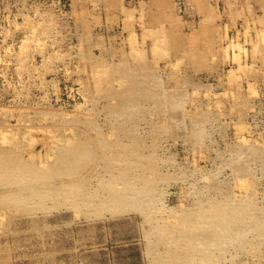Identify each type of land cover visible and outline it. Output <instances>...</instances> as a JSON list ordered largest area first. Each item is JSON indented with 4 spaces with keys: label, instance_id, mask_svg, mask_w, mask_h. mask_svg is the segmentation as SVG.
<instances>
[{
    "label": "rangeland",
    "instance_id": "obj_1",
    "mask_svg": "<svg viewBox=\"0 0 264 264\" xmlns=\"http://www.w3.org/2000/svg\"><path fill=\"white\" fill-rule=\"evenodd\" d=\"M246 3H251V10ZM121 6L125 11L134 9L132 16L128 17L130 11L126 13ZM211 8L217 14L211 15ZM262 15L264 0H0V133L12 130L23 137L32 124L36 138L31 143L18 140L19 145L16 141L9 144L0 141V190L5 192H0V213H6L0 214L3 215L0 217V264H192L195 261L196 264H264V41L258 44L264 35ZM252 19H256L255 30ZM33 22L38 25L34 26L37 29ZM160 26L164 33H159ZM27 29H34L38 34ZM30 32L35 34V41L30 40L32 43ZM163 34L167 37L165 44L160 39L156 43L154 39ZM37 37L48 46L43 43L45 47L41 49L43 45H39L37 41L41 40ZM238 42L241 47L231 46ZM135 43L144 55L137 54ZM25 47L26 51H20ZM131 50H136L135 56ZM238 52L242 55L240 62ZM123 53L126 56L122 58ZM106 67L110 69L106 71ZM99 70H105L103 76ZM93 73L98 75L97 85ZM102 88H106L105 92ZM98 91L103 92L99 95ZM81 103L80 107L84 108L78 109ZM136 110H140L139 115ZM16 123L23 125L16 126ZM28 123L30 128L26 126ZM41 124H46L47 129ZM63 124L67 126L62 127ZM47 140L51 141L49 154L43 145ZM86 147L88 154L83 153ZM40 148L46 151L44 157H34ZM74 155H78L76 160L72 158ZM74 161L79 163L75 162L77 168ZM18 168L24 171L19 172L23 177L18 174ZM84 168L89 172L85 174ZM59 173L62 177L57 176ZM117 174L122 175L119 178ZM5 176H10V181ZM241 178L244 189L238 188ZM62 179L75 187L63 186ZM26 181L35 187H26L30 183ZM124 186L138 192V201L126 198L120 205L107 207L93 203L88 206L84 201L98 193L104 196L112 187L117 192L120 188L124 191ZM144 189L149 192H143ZM23 193H30L35 199L28 204L20 197ZM9 201L6 206L5 202ZM222 209L228 211L225 213ZM187 224L193 229L187 228Z\"/></svg>",
    "mask_w": 264,
    "mask_h": 264
},
{
    "label": "bare ground",
    "instance_id": "obj_2",
    "mask_svg": "<svg viewBox=\"0 0 264 264\" xmlns=\"http://www.w3.org/2000/svg\"><path fill=\"white\" fill-rule=\"evenodd\" d=\"M82 1H83V0H82ZM95 1H96V0H95ZM100 1H101V0H100ZM249 1H250V0H249ZM251 1H254V0H251ZM257 1H258V0H257ZM116 2H117V1H116ZM120 2L122 3V1H120ZM209 2H210V1H209ZM247 2H248V1H247ZM90 3H91V1H90ZM96 3H97V2H96ZM96 3H95V4H96ZM118 3H119V2H118ZM176 3H177V2H176ZM110 4H112V3H110ZM113 4H114V3H113ZM113 4H112V5H113ZM178 4H179V3H178ZM201 4H202V2H201ZM246 4H247V3H246ZM249 4L251 5V3H249ZM119 5H120V3H119ZM141 5H142V4H141ZM188 5H189V4H188ZM196 5H198V3H197ZM210 5H211V4H210ZM250 5L247 4V6H250ZM256 5H257V4H256ZM93 6H94V4H93ZM142 6H143V7L145 6L144 3H143ZM211 6H212V5H211ZM111 7H113V6H111ZM193 7H194V6H193ZM197 7H199V6H197ZM121 8H122V6H121ZM134 8H135V7H134ZM180 8H181V7H180ZM209 8H210V7H209ZM242 8H243V6H242ZM247 8H249V9L251 8V9H252L251 6H250V7H247ZM259 8H260V7H259ZM122 9H124V8H122ZM126 9H127V8H126ZM197 9H198V8H197ZM207 9H208V8H207ZM243 9H244V8H243ZM243 9H242V10H243ZM249 9H248L247 12H249ZM251 9H250V10H251ZM128 10H129V9H128ZM128 10L125 11V9H124V11H125L126 13H128V12L130 11V10H129V11H128ZM135 10H136V8H135ZM200 10H201V9H200ZM211 10H212V8H211ZM262 10H263V9H262ZM131 11L134 12V9L131 10ZM131 11H130L131 14L128 13V14H129L128 17L132 16V12H131ZM178 11H180V10H178ZM193 11H194V10H193ZM215 11H216V10H215ZM237 11L240 12V9L237 10ZM164 12H165V11H164ZM211 12H212L211 15L217 14V13L214 12V8H213V10H212ZM213 12H214V13H213ZM238 12H237V13H238ZM244 12H245V11H244ZM244 12H243V13H244ZM122 13L124 14V12H122ZM141 13H142V11H141ZM143 13H144V12H143ZM176 13H177V12H176ZM232 13H233V12H232ZM240 13H241V12H240ZM207 14H208V13H207ZM235 14H236V13H235ZM134 15H135V14H134ZM134 15H133V16H134ZM211 15H208V17H209V16L211 17ZM238 16H239V14H238ZM240 16H242V15L240 14ZM44 17H45V16H44ZM49 17H50V15H49ZM124 17H126V16H124ZM210 17H209V18H210ZM214 17L217 18L216 15H215ZM139 18H140V17H139ZM258 18H261V16L259 17V15H258ZM262 18L264 19L263 15H262ZM42 19H43V18H42ZM48 19H49V18H48ZM51 19H52V18H51ZM53 19H54V18H53ZM132 19H133V18H132ZM141 19L144 21L143 17H141ZM179 19H180V18H179ZM204 19H205V18H204ZM204 19H202V21H204ZM256 19H257V18H256ZM256 19H252L253 24H254V26H253V30H255V28H254V27H255V23H254V22H256ZM39 20H40V19H38V20H36V21H39ZM133 20H134V19H133ZM177 20H178V19H177ZM254 20H255V21H254ZM259 20H261V19H259ZM31 21H33V19H32ZM34 21H35V20H34ZM36 21H35V22H36ZM40 21H41V20H40ZM51 21H52V20H51ZM51 21H50V22H51ZM178 21H179V20H178ZM263 21H264V20H263ZM41 22H42V21H41ZM44 22H45V21H44ZM247 22H248V21H247ZM257 22H258V21H257ZM259 22H260V21H259ZM38 23H40V22H38ZM42 23H43V22H42ZM45 23L48 24L49 22H45ZM169 23H171V22H169ZM180 23H181V22H180ZM208 23H209V22H208ZM249 23H250V21H249ZM261 23H263V22H261ZM261 23H259V24H261ZM54 24H55V23H54ZM54 24H51V25H54ZM147 24H148V23H147ZM163 24H164V23H163ZM247 24H248V23H247ZM250 24H251V23H250ZM259 24H258V25H259ZM31 25H32V23H31ZM31 25H30V26H31ZM40 25H41V24H40ZM51 25H49V26L47 25V27H50ZM84 25H85V24H84ZM159 25H160V24H159ZM262 25H263V24H262ZM34 26H38V25H35L34 22H33V27H34ZM142 26H143V25H142ZM164 26H165V24H164ZM248 26H250V25H248ZM162 27H163V26H162ZM162 27H161V26L159 27V28H160V31H161V32H159V33H164V32L162 31V30H164ZM26 28H27V27H26ZM29 28H30V27H29ZM39 28H40V27H39ZM39 28H38V30H39ZM51 28H52V30H53V28H55V26H54V27H51ZM51 28H50V30H51ZM143 28H144V27H143ZM161 28H162V29H161ZM247 28H248V27H247ZM247 28H246V29H247ZM34 29H37V27H34ZM34 29H33V31H32L31 29H27V31L30 30V31H32V33H33V32H35ZM42 29H43V28H42ZM45 29H46V27H45ZM144 29H145V28H144ZM146 29H147V28H146ZM184 29H185V28H184ZM248 29H249V28H248ZM259 29H261V28H259ZM263 29H264V28L262 27L261 33H262V31H264ZM47 30H48V29H47ZM54 30H55V29H54ZM153 30H154V29H152L151 31H153ZM157 30L159 31V29H157ZM195 30H196V29H195ZM251 30H252V29H251ZM256 30H257V29H256ZM55 31H57V29H56ZM130 31H131V29H130ZM133 31H134V30H133ZM133 31H132V32H133ZM146 31H148V29H147ZM184 31H185V30H184ZM239 31H240V30H239ZM45 32L47 33V31H45ZM45 32H44V33H45ZM48 32H49V31H48ZM53 32H54V31H53ZM226 32H227V29H226L225 33H226ZM32 33L30 32V35H31ZM35 33H36V32H35ZM40 33H41V32H40ZM46 33H45L44 35H46ZM54 33H55V32H54ZM155 33H156V32H155ZM166 33H167V32H166ZM166 33H165V34H166ZM244 33H245V32H244ZM249 33L252 34L251 31H250ZM249 33H246V34H249ZM256 33H257V31H256ZM263 33H264V32H263ZM28 34H29V33H28ZM36 34H38V33H36ZM48 34H49V33H48ZM50 34H51V33H50ZM50 34H49V35H50ZM133 34H134V33H132V36H133L132 39H134V35H135V34H134V35H133ZM152 34L154 35V33H152ZM165 34H163L164 36H162V37H164V38H162V37L159 38V37H160L159 35H158V36H159L158 39H157V38L154 39L153 36L151 37V35H150V37L153 38L154 41H156V43H157V40L160 39V41H162L163 44H165L164 42H166V39H167V37H165V36H166ZM236 34H238V31H237ZM250 34H249V35H250ZM257 34H259V33H257ZM257 34H256V36H257ZM30 35H29V36H30ZM49 35H48V36H49ZM52 35H53V34H52ZM52 35H51L50 37H52ZM145 35H147V34H145ZM145 35H144V37H145ZM148 35H149V34H148ZM148 35H147L146 37H148ZM32 36H33V38L31 37L32 39L27 38V39H29V42H30V43H32L33 41H35V40H33V39H35V38H34L35 34H34V35L32 34ZM36 36H37V35H36ZM132 36H131V37H132ZM168 36H169V35H168ZM226 36H227V35H225V38H228V37H226ZM246 36H247V35H246ZM263 36H264V35H262L261 37H263ZM26 37H27V36H26ZM40 37H44V36H40ZM46 37H47V35H46ZM46 37H45V38H46ZM53 37H54V36H53ZM53 37H52V38H49V37H48V38L52 40ZM136 37H137V36H135V38H136ZM219 37H220V34H219ZM232 37H233V36H232ZM250 37H252V36H250ZM261 37H260V41H258V44H259V45H260V43H262V41H264V38H261ZM37 38H38V37H37ZM48 38H47V39H48ZM197 38H198V37H197ZM237 38H238V37H237ZM246 38H247V37H246ZM246 38H245V40H247ZM252 38H253V37H252ZM257 38H259V36H258ZM27 39H25V40H27ZM38 39L41 40L40 38H38ZM38 39H37V40H38ZM47 39H46V41H49V40H47ZM233 39H234V38H233ZM261 39H262V40H261ZM23 40H24V39H23ZM30 40H33V41L31 42ZM42 40H43V39H42ZM42 40H41V41H42ZM134 40H135V39H134ZM134 40H132V41H134ZM142 40L145 41L146 39H145V40L142 39ZM173 40H174V39H173ZM212 40H213V38H212ZM215 40H216V39H215ZM217 40H218V38H217ZM245 40H244V42H245ZM41 41H37V42H39V45H40V46H41L40 43H42V45H43V43H44L43 41H42V42H41ZM44 41H45V40H44ZM46 41H45V42H46ZM124 41H125V40H124ZM135 41H136V40H135ZM234 41H235V40H234ZM251 41H253V40H251ZM251 41H250V42H251ZM24 42L27 43L26 41H24ZM29 42H28V43H29ZM37 42H36V43H37ZM259 42H260V43H259ZM34 43H35V42H34ZM34 43H33V44H34ZM36 43H35V44H36ZM127 43H128V42H127ZM133 43H134V42H133ZM136 43H137V42H136ZM136 43L133 44V46L136 45ZM140 43H141V41H140ZM152 43H155V42H152ZM156 43H155V44H156ZM207 43H208V42H207ZM232 43H233V40H232ZM245 43H246V42H245ZM33 44H32V45H33ZM129 44H130V43H129ZM144 44H145V43H144ZM155 44H153V45H155ZM161 44H162V43H161ZM167 44H168V43H167ZM215 44H216V43H215ZM239 44H240V43L238 42V45H237V43H236V44L231 45V46H234V47H235V45H236V46L241 47V44H240V45H239ZM44 45H45V46H48L47 43H46V44L44 43ZM44 45L41 46V49H43L42 47H45ZM140 45H141V44H140ZM24 46H28V47H29V44H26V45L24 44ZM33 46H34V48L36 47V45H33ZM33 46H32V47H33ZM136 46H137V48H138V50H137V54H138V52L140 53L141 50L139 49L140 47H138V45H136ZM146 46H147V45H146ZM188 46H189V45H188ZM202 46H203V45H202ZM202 46H201V47H202ZM228 46H229V45H228ZM228 46H226L227 50H228V48H229ZM21 47H22V46H21ZM21 47H20V48H21ZM28 47H27V48H28ZM37 47H38V46H37ZM129 47H132V46L130 45ZM134 47H135V46H134ZM134 47H133V49H136V48H134ZM151 47H152V46H151ZM162 47H165V46L162 45ZM189 47H190V46H189ZM189 47H188V49H189ZM207 47H208V46H207ZM239 47H238V49H239ZM20 48H19V49H20ZM30 48H31V47H30ZM30 48H28L27 50H30ZM142 48H144V46H142ZM142 48H141V49H142ZM154 48H155V46H154ZM154 48H153V49H154ZM159 48H160V47H159ZM175 48H176V47H175ZM191 48H193V47H191ZM191 48H190V49H191ZM246 48H247V47H246ZM246 48H245V49H246ZM36 49H37V48H36ZM44 49H45V48H44ZM130 49H131V48H130ZM130 49H129V50H130ZM133 49H132V50H133ZM150 49H152V48H150ZM163 49H164V48H163ZM166 49H167V47H166ZM213 49H215V48H213ZM24 50L26 51V47H25L23 50H20V51L24 52ZM32 50H35V49H32ZM132 50H131V53L136 52V50H134V51H132ZM144 50L146 51L145 48H144ZM234 50H235V49H234ZM234 50H233V54H235V53H234ZM240 50H241V49H240ZM12 51L14 52V50H12ZM15 51H16V50H15ZM17 51H18V50H17ZM37 51H38V50H37ZM161 51H163V50H161ZM164 51L166 52L167 50L164 49ZM213 51H214V50H213ZM225 51H226V50H225ZM10 52H11V51H10ZM22 52H21V53H22ZM41 52H42V50H41ZM43 52H44V51H43ZM122 52H124V51H122ZM122 52H121V53H122ZM33 53H35V52L33 51ZM51 53H52V52H51ZM131 53H130V54H131ZM141 53H142V52H141ZM145 53H147V52H145ZM160 53H161V52H160ZM193 53H194V52H193ZM214 53H215V52H214ZM245 53L247 54V52H245ZM13 54H14V53H13ZM13 54H12V56H13ZM28 54H30V53H28ZM28 54H27V55H28ZM42 54H43V53H42ZM47 54H48V53H47ZM57 54H58V53H57ZM125 54H126V53H125ZM125 54H124V53L122 54V58H123V55H125ZM130 54H129V55H130ZM133 54H134V53H133ZM158 54H159V52H158ZM164 54H167V53H164ZM238 54H239V52H238ZM246 54H245V55H246ZM256 54H257V52H256ZM258 54H259V52H258ZM260 54H261V53H260ZM21 55H24V54H21ZM31 55H32V54H31ZM31 55H30V56H31ZM55 55H56V54H55ZM142 55H144V54L142 53ZM147 55H148V54H146V56H147ZM161 55H162V54H161ZM201 55H202V54H201ZM212 55H214V54H212ZM227 55H228V54H227ZM239 55H240V54H239ZM15 56L17 57L16 54H15ZM125 56H126V55H125ZM131 56H132V55H131ZM134 56H135V54H134ZM136 56H137V55H136ZM163 56H164V55H163ZM235 56H236V55H234V57H235ZM241 56H242V55L239 56L240 58H238V60L242 58ZM255 56H256V55H255ZM13 57H14V56H13ZM20 57H22V56H20ZM26 57H27V56H26ZM28 57H29V56H28ZM44 57H45V56H44ZM49 57H50V54H49ZM51 57H52V55H51ZM56 57H57V56H56ZM140 57H141V56H140ZM143 57H144V56H143ZM143 57H142V58H143ZM226 57H227V56H226ZM232 57H233V56H232ZM253 57H254V56H253ZM22 58H23V57H22ZM29 58H30V57H29ZM52 58H53V57H52ZM52 58H51V60H50V59H45V60H47V61L50 60L51 62H53L54 60H52ZM142 58H141V60H142ZM144 58H146V57H144ZM144 58H143V59H144ZM213 58H216V57H213ZM229 58H230V55H229ZM15 59H16V58H15ZM20 59H21V58H20ZM25 59L28 60V58H25ZM33 59H34V58H33ZM53 59H54V58H53ZM146 59H147V58H146ZM176 59H177V57H176ZM45 60H43V61H45ZM180 60H181V59H180ZM190 60H191V59H190ZM212 60H213V59H212ZM227 60H228V58H227ZM234 60H236V59H234ZM234 60H233V61H234ZM241 60H242V59H241ZM16 61H17V60H16ZM21 61H22V60H21ZM21 61H20V62L18 61V62L21 63ZM23 61H24V60H23ZM43 61H42V62H43ZM145 61H146V60H145ZM178 61H179V60H178ZM181 61H182V60H181ZM225 61H226V58H225ZM24 62H25V61H24ZM45 62H46V61H45ZM139 62H140V61H139ZM142 62H143V60H142ZM179 62H180V61H179ZM239 62H240V60H239ZM47 63H48V62H47ZM121 63H123V62H121ZM125 63H126V62H125ZM32 64H33V63H32ZM35 64H37V63H35ZM48 64H49V63H48ZM50 64H51V63H50ZM114 64H115V63H114ZM129 64H130V63H129ZM176 64H177V63H176ZM237 64L239 65V63H237ZM252 64L254 65L255 63H252ZM20 65H21V64H20ZM23 65H24V64H23ZM26 65H27V64H26ZM41 65H42V64H41ZM111 65H112V64H111ZM125 65H126V64H125ZM177 65H178V64H177ZM177 65H176V66H177ZM17 66H18V65H17ZM37 66H39V65H36V68H38ZM42 66H43V65H42ZM45 66H46V65H45ZM91 66H92V65H91ZM94 66H96V65H94ZM98 66H99V65H98ZM113 66H114V65H113ZM116 66H117V65H116ZM116 66H114V68H115ZM123 66H124V63H123ZM194 66H195V65H194ZM201 66H202V65H201ZM244 66H245V65H244ZM18 67H20V66H18ZM25 67H26V66H25ZM25 67H23V68H25ZM99 67H100V66H99ZM101 67H102V66H101ZM108 67H109V65H108ZM177 67H178V66H177ZM195 67H196V66H195ZM198 67H200V66H198ZM198 67H197V68H198ZM203 67H204V65H203ZM23 68H22V69H23ZM39 68H40V67H39ZM45 68H46V67H45ZM76 68H77V67H76ZM91 68H92V67H91ZM95 68H96L95 70H98L97 67H95ZM106 68H107V67H106ZM117 68H118V67H117ZM117 68H116V69H117ZM127 68H128V67H127ZM130 68H131V67H130ZM130 68H129V69H130ZM17 69H18V68H17ZM19 69H21V68H19ZM19 69H18V70H19ZM33 69H34V68H33ZM33 69H31V70L33 71ZM50 69H51V68H50ZM78 69H80V67H78ZM78 69H76V70H78ZM103 69H104V68H103ZM103 69H102V70H103ZM109 69H110V68H109ZM109 69L107 68L106 71H108ZM124 69L126 70V68H124ZM201 69H202V68H201ZM229 69H230V68H229ZM231 69H232V68H231ZM237 69H239V68H237ZM26 70H28V73H29V69H26ZM31 70H30V72H31ZM37 70H38V69H37ZM70 70H72V69H70ZM70 70H69V71H70ZM118 70H120V68H118L117 71H118ZM127 70H128V69H127ZM233 70H234V69H233ZM240 70H241V69H240ZM242 70L244 71V69H242ZM24 71H25V70H24ZM24 71L22 70V72H24ZM99 71H101V70H99ZM104 71H105V70H104ZM104 71H103V72H104ZM114 71H115V70H114ZM134 71H135V70H134ZM136 71H137V70H136ZM35 72L37 73L38 71H35ZM39 72H40V71H39ZM78 72H80V71L78 70ZM103 72L101 71V73H100V72H98V73H100L101 76H103V75H102ZM119 72H120V71H119ZM125 72H126V71H125ZM228 72H229V71H228ZM18 73H19V71H18ZM28 73H27V74H28ZM76 73H77V72H76ZM94 73H95V72H94ZM94 73H93V74H94ZM107 73H108V72H107ZM128 73H129V72H128ZM130 73H131V71H130ZM229 73H230V72H229ZM231 73H232V72H231ZM23 74H24V73H23ZM23 74H22V75H23ZM33 74H34V73H33ZM78 74H79V73H78ZM105 74H106V73H105ZM117 74H118V73H117ZM119 74H120V73H119ZM124 74H125V73H124ZM19 75H20V74H19ZM31 75H32V74H30V77L32 78ZM94 75H96V74H94ZM137 75H138V74H137ZM97 76H98V75L95 76L94 80L97 78ZM99 76H100V75H99ZM123 76H125V75H123ZM123 76L121 75V77H123ZM128 76H129V75H128ZM130 76H131V75H130ZM138 76H139V75H138ZM21 77H22V76H21ZM37 77H39V76H37ZM44 77H45V76H44ZM93 77H94V76H93ZM106 77H107V76H106ZM106 77H104V78H106ZM138 78H140V77H138ZM138 78H137V79H138ZM143 78H145V77H143ZM227 78H228V77H227ZM36 79H37V78H36ZM38 79H41V76H40ZM54 79H55V78H54ZM100 79H101V77H100ZM102 79H103V77H102ZM151 79H152V78H151ZM22 80H23V79H22ZM41 80H42V79H41ZM98 80H99V78H98ZM105 80H107V79H105ZM140 80H141V78H140ZM140 80H139V81H140ZM249 80H250V79H249ZM51 81H52V80H51ZM55 81H56V79H55ZM55 81H54V82H55ZM95 81H96L95 83H96V85H97V80H95ZM100 81H101V80H100ZM103 81H104V80H103ZM124 81H125V80H124ZM22 82H24V80H23ZM41 82H42V81H41ZM41 82H40V83H41ZM54 82H53V83H54ZM141 82H142V80H141ZM98 83H99V81H98ZM110 83H113V82H110ZM121 83H123V82L121 81ZM133 83H134V82H133ZM147 83H149L148 80H147ZM155 83H156V81H155ZM100 84H103V83H100ZM107 84H108L107 86H109V83H107ZM153 84H154V83H153ZM23 85H24V84H23ZM38 85H39V84H38ZM139 85H141V84H139ZM145 85H146V84H145ZM48 86H49V85H48ZM54 86H56V84H54ZM112 86H113V84H112ZM114 86H115V85H114ZM147 86H148V84H147ZM56 87H58V86H56ZM82 87H83V86H82ZM82 87H81V88H82ZM102 87H103V86H102ZM81 88H79V89H81ZM98 88H99V84H98ZM106 88H108V87H106ZM106 88H105V89H106ZM136 88H137V86H136ZM198 88H199V87H198ZM96 89H97V86H96ZM102 89H103V88H102ZM105 89H103L104 92H105ZM142 89H143V88H142ZM99 90H101V89H99ZM127 90H128V89H127ZM103 91H101V92H103ZM139 91L142 92V91H141V88H140ZM139 91H138V93H139ZM98 92H99V95H100L101 92H100V91H98ZM98 92H97V94H98ZM127 92H129V91H127ZM130 92H131V90H130ZM132 93H134V92H132ZM173 93H174V91H173ZM47 94H48V93H47ZM88 94H89V93H88ZM90 94H91V93H90ZM101 94H102V93H101ZM141 94H142V93H141ZM143 94H145V93H143ZM148 94H149V93H148ZM178 94H179V93H178ZM184 94H185V93H184ZM139 95H140V94H139ZM150 95H151V94H150ZM240 95H241V94H240ZM123 96H124V95H123ZM123 96H122V97H123ZM142 96H143V95H142ZM142 96H141V97H142ZM172 97H173V96H172ZM84 98H85V97H84ZM95 98H96V97H95ZM144 98H145V97H144ZM147 98H148V97H147ZM153 98H154V97H153ZM177 98H178V97H177ZM194 98H195V97H194ZM86 99L88 100V98H86ZM156 99H158V98H156ZM165 99H166V98H165ZM165 99H164V100H165ZM178 99H179V98H178ZM95 100H96V99H95ZM154 100H155V99H154ZM154 100H153V101H154ZM180 100H181V99H180ZM192 100H194V99H192ZM125 101H126V100H125ZM141 101H142V100H141ZM157 101H158V100H157ZM178 101H179V100H178ZM85 102H86V101H85ZM137 102H138V101H137ZM176 102H177V101H176ZM154 103L156 104V100H155ZM167 103H168V101H167ZM182 103H183V101H182ZM83 104H84V103H83ZM87 104H89V103L87 102ZM175 104H176V103H175ZM80 105H82V103L79 104V105H77V106L80 107ZM142 105H143V104H142ZM152 105H153V104H152ZM126 106H128V103H127ZM132 106H133V105H132ZM142 107H143V106H142ZM81 108H84V106H83V107H80V108H78V109H81ZM129 108H130V106H129ZM131 108H132V107H131ZM135 108H136V107H135ZM139 108L141 109V106H140ZM139 108H137V109H139ZM215 108H216V107H215ZM218 109H219V108H218ZM132 110H133V109H132ZM139 111H140V110H139ZM139 111L136 110V113H137V112L139 113ZM123 112H124V111H123ZM133 112H134V110H133ZM111 113H112V112H111ZM138 113H137V114H138ZM231 113H232V112H231ZM119 115H121V114H119ZM119 115H118V116H119ZM135 115H136V114H134V116H135ZM138 115H139V114H138ZM138 115H137V116H138ZM140 115H141V114H140ZM49 116H50V114H49ZM52 116H53V115H52ZM114 116H115V115H114ZM123 116H124V115H123ZM128 116H129V115H128ZM134 116H133V117H134ZM142 116H143V114H142ZM47 117H48V116H47ZM135 117H136V116H135ZM20 118H21V117H20ZM45 118H46V117H45ZM49 118H50V117H49ZM113 118H114V117H113ZM141 118H142V117H141ZM143 118H144V117H143ZM18 119H19V117H18ZM126 119H128V118H126ZM138 119H139V118H138ZM80 120H81V119H80ZM19 121H20V120H19ZM124 121H125V120H124ZM124 121H122V122H124ZM17 122H18V121H17ZM44 122H45V121H44ZM44 122H43V123H44ZM81 122H82V121H81ZM90 122H92V121H90ZM93 122H94V121H93ZM120 122H121V121H120ZM53 123H54V122H53ZM8 124H9V123H8ZM17 124H19V123H16V126H17ZM29 124H30V123L26 124V126L29 125ZM86 124H87V123H86ZM14 125H15V124H14ZM19 125H20V124H19ZM22 125H23V123H22L20 126H22ZM24 125H25V124H24ZM30 125H31V128H30ZM30 125H29V128H30V129H27V132L25 131V133L23 134V137H22L19 133L17 134L15 131H12V130H10V131L6 130V132H5V131L1 132V133H0V134H1V136H0V141H1V143H3V144H9V142H14V141H16V142H17L16 144L19 145L18 140H21V141H27V142L29 141V143H31L33 140L35 141L36 138H35L34 135L32 134L33 130H31V129H32V124H30ZM33 125H35V124H33ZM41 125H42V124H41ZM44 125H46V124H43L42 126H44ZM64 125H65V124H63V125H61V126L64 127ZM89 125H90V124H89ZM93 125H94V123H93ZM124 125H125V124H124ZM124 125H123V126H124ZM128 125H129V124H128ZM6 126H7V124H6ZM8 126H9V125H8ZM10 126H13V124H11ZM10 126H9V128H11ZM35 126H36V125H35ZM47 126H48V125H47ZM49 126L51 127V125H49ZM53 126H54V125H53ZM58 126H60V125H57V127H58ZM65 126H67V125H65ZM68 126H71V125H68ZM112 126H113V125H112ZM44 127H45V129H47L46 126H44ZM73 127H76V126L73 125ZM90 127H91V129H93V128H92V125H91ZM120 127H121V126H120ZM126 127H127V126H126ZM130 127H131V126H130ZM132 127H133V125H132ZM118 128H119V127H118ZM121 128H123V127H121ZM33 129H34V128H33ZM45 129H44V130H45ZM69 129H73V128L70 127ZM81 129L84 130V128H81ZM114 129H115V128H114ZM114 129H113V131H115ZM136 129H137V128H136ZM109 130H110V129H109ZM192 130H194V129H192ZM105 131H106V130H105ZM85 132H86V129H85ZM96 132H97V131H96ZM45 133H46V131H45ZM47 133H48V131H47ZM47 133H46V134H47ZM49 133H50V132H49ZM49 133H48V134H49ZM105 133H106V132H105ZM9 134H11V135L8 136ZM48 134H47V135H48ZM78 134H79V133H78ZM78 134H77V135H78ZM87 134H89L88 131H87ZM111 134H113V133H110V135H111ZM18 135H19L20 137H19ZM50 135H51V133H50ZM52 135H53V133H52ZM55 136H56V135H55ZM79 136H80V135H79ZM89 136H92V135L89 134ZM50 137H51V136H50ZM52 137H53V136H52ZM52 137H51V138H52ZM75 137H76V136H75ZM111 137H112V136H111ZM51 138H50V140L52 141ZM56 138H57V136H56ZM69 138H70V137H69ZM73 138H74V137H73ZM81 138L83 139L82 135H81ZM81 138H80V139H81ZM90 138H91V137H90ZM109 138H110V137H109ZM123 138H124V137H123ZM102 140H103V138H102ZM106 140H107V139H106ZM123 140H124V139H123ZM138 140H139V138H138ZM243 140H246V139L244 138ZM51 141L48 142V140H47V141H46L47 143H44V144L42 143L43 145H46V146H44V147H46V151H47L46 154H49V152H48L49 150H48V149H49V147L51 146V145H50V144H51ZM67 141H68V139H67ZM75 141H76V140H75ZM77 141H78V140H77ZM84 141H85V140H84ZM87 141H88V140H87ZM93 141H94V140H93ZM103 141H104V140H103ZM103 141H102V142H103ZM110 141H111V140H110ZM94 142H95V141H94ZM104 142H105V141H104ZM108 142H109V141H108ZM121 142H122V141H121ZM54 143H55V142H54ZM75 143H76V142H75ZM80 143H82V142H79V144H80ZM88 143H90V142L88 141ZM91 143H92V142H91ZM91 143H90V144H91ZM122 143H123V142H122ZM79 144H77V145H79ZM84 144H85V143H84ZM95 144H96V143H94V145H95ZM100 144H101V142H100ZM103 144H104V143H103ZM49 145H50V146H49ZM81 145H82V144H81ZM96 145H97V144H96ZM96 145H95V146H96ZM116 145H117V144H116ZM118 145H119V144H118ZM0 146H1V145H0ZM59 146H60V145H59ZM62 146H63V145H62ZM73 146H74V145H73ZM119 146H120V145H119ZM42 147H43V146H42ZM87 147H88V145H87ZM87 147L85 148V150L87 149ZM89 147H90V146H89ZM97 147H98V146H97ZM97 147H96V148H97ZM102 147H103V145H102ZM107 147H108V146H107ZM57 148H58V147H57ZM59 148H60V147H59ZM77 148H78V147H77ZM80 148H81V147H80ZM90 148H91V147H90ZM96 148H95V149H96ZM137 148H138V150L140 149L139 147H137ZM137 148H136V150H137ZM44 149H45V148H44ZM60 149H61V148H60ZM60 149H58V150H60ZM73 149H75V148H73ZM95 149H94V151L96 152ZM119 149H120V148H118L117 150H119ZM131 149H133V148H131ZM3 150H4V149H3ZM11 150H12V149H11ZM23 150H24V149H23ZM39 150H40V151H38V153H36V154L34 153V157L41 158L42 155H43V157H44V155H45L44 153H45L46 151H44V152L41 151V148H40ZM63 150H64V149H63ZM66 150H67V149H66ZM70 150H71V149H70ZM78 150H79V148H78ZM88 150H89V149H87L86 152H84L83 150H82V151H83V153L85 154V153H87ZM103 150H104V149H103ZM109 150H110V149H109ZM126 150H128L127 152H129V148L126 149ZM9 151H10V150H9ZM9 151H8V152H9ZM73 151H74V150H73ZM76 151H77V149H76L74 152H76ZM79 151H80V150H79ZM90 151H91V150H90ZM124 151H125V150H124ZM4 152H5V150H4ZM13 152L15 153V151H13ZM13 152H12V153H13ZM42 152H43V153H42ZM71 152H72V151H71ZM74 152H72V153H74ZM91 152H92V151H91ZM95 152H94V153H95ZM97 152H98V151H97ZM99 152L101 153L102 150H100ZM118 152H119V151H118ZM122 152H123V150H122ZM132 152H133V151H132ZM136 152H137V151H136ZM136 152H135V153H136ZM139 152H140V150H139ZM148 152H150V151H148ZM263 152H264V151H263ZM0 153H1V152H0ZM18 153H19V152H18ZM32 153H33V152H32ZM72 153H71V154H72ZM120 153H121V152H120ZM125 153H126V152H124V154H125ZM143 153H144V152H143ZM143 153H142V154H143ZM249 153H250V152H249ZM60 154H61V153H60ZM62 154H63V153H62ZM67 154H69V153H67ZM77 154H78V153H77ZM79 154H80V153H79ZM87 154H88V153H87ZM92 154H93V153H92ZM92 154H91V155H92ZM95 154H96V153H95ZM107 154H109V153H107ZM110 154H111V153H110ZM130 154H131V151H130ZM130 154H129V155H130ZM144 154H145V153H144ZM251 154H252V153H251ZM10 155H11V154H10ZM28 155H29L28 157H30V153H28ZM40 155H41V157H40ZM82 155H83V154H82ZM98 155H99V154H98ZM127 155H128V154H126L125 157H127ZM145 155H146V154H145ZM154 155H156V154L154 153ZM8 156H9V154H8ZM21 156H22V155H21ZM69 156H70V155H69ZM76 156L78 157V155H74V157H72V158H74V160H76V158H75ZM99 156H100V155H99ZM107 156H108V155H107ZM109 156H110V155H109ZM135 156H136V154H135ZM252 156H253V155H252ZM2 157H3V156H2ZM12 157H13V156H12ZM17 157H19L18 154H17ZM43 157H42V158H43ZM56 157H57V156H56ZM81 157H82V156H81ZM114 157H116V156H114ZM119 157H120V156H119ZM121 157H122V156H121ZM121 157H120V158H121ZM125 157H124V158H125ZM130 157H131V156H130ZM139 157H141V156H139ZM151 157H152V156H151ZM13 158H14V157H13ZM23 158H24V157H23ZM47 158H48V157H47ZM54 158H55V157H54ZM72 158H71V159H72ZM86 158H87V157H86ZM95 158H96V157H95ZM134 158H136V157H134ZM154 158H155V156L153 157V159H154ZM2 159H6V158H2ZM15 159H16V158H15ZM26 159H27V157L25 158V160H26ZM62 159H63V158H62ZM79 159H80V156H79ZM88 159H89V158H88ZM103 159H104V158H102V160H103ZM140 159H141V158H140ZM149 159H150V158H149ZM149 159L146 160V161L148 162ZM155 159H156V158H155ZM7 160H8V159H7ZM7 160H6V161H7ZM9 160H11V159L9 158ZM25 160H24V161H25ZM36 160H37V159H36ZM39 160H40V159H39ZM111 160H112V157H111ZM118 160H119V159H118ZM118 160H117V162H118ZM120 160H121V159H120ZM2 161H3V160H2ZM6 161H4V162H6ZM26 161H28V160H26ZM42 161H43V160H42ZM51 161H52V160H51ZM51 161H50V162H51ZM63 161H64V160H63ZM103 161H104V160H103ZM105 161H107V159H105ZM152 161L154 162V160H152ZM4 162H3V163H4ZM39 162H41V160H40ZM64 162H65V161H64ZM75 162H76V161H74V167L77 168V167H76L77 165L75 166ZM90 162H91V161H90ZM90 162H89V163H90ZM109 162H110V160H109ZM129 162H130V161H129ZM144 162H145V161H144ZM144 162H143V160H142V163H144ZM16 163H17V161H16ZM22 163H23V162H22ZM33 163H34V162H33ZM47 163H48V162H47ZM72 163H73V160H72ZM76 163H77V162H76ZM98 163H99V162H98ZM126 163H127V162H126ZM130 163H131V162H130ZM142 163H141V164H142ZM156 163H157V162H154V164H156ZM5 164H6V163H5ZM17 164H18V163H17ZM23 164H25V162H24ZM29 164H30V161H29ZM31 164H32V163H31ZM34 164H35V163H34ZM77 164H79V163H77ZM96 164H97V163H96ZM110 164H111V162H110ZM112 164H114V162H113ZM115 164H116V163H115ZM128 164H129V163H128ZM139 164H140V162H139ZM154 164H153V165H154ZM6 165H7V164H6ZM8 165H9V163H8ZM18 165H20V164H18ZM40 165H41V164H40ZM54 165H55V164H54ZM54 165H53V166H54ZM80 165H81V164H80ZM83 165H84V164H83ZM133 165H136V164H133ZM145 165H146V164H145ZM15 166H16V165H15ZM15 166H14V167H15ZM23 166H24V165H23ZM26 166H27V165H26ZM37 166H38V164L36 165V167H37ZM49 166H51L50 163H49ZM56 166H57V163H56ZM72 166H73V165H72ZM84 166H85V165H84ZM96 166H97V165H96ZM113 166H114V165H113ZM121 166H123V165H121ZM11 167H12V166H11ZM11 167H10V169H11ZM19 167H21V166H19ZM39 167H41V166H39ZM45 167H46V165H45ZM61 167H62V166H60V168H61ZM66 167H68V166H66ZM87 167H88V166H87ZM111 167H112V166H111ZM134 167H135V166H134ZM143 167H144V165H143ZM146 167H147V165H146ZM5 168H6V167H4V169H5ZM8 168H9V167H8ZM32 168H33V167H32ZM41 168H43V167H41ZM47 168H48V167H47ZM57 168H58V167H57ZM62 168H64V167H62ZM62 168H61V170H62ZM70 168H71V167H70ZM91 168H92V167H91ZM114 168H115V166H114ZM147 168H148V167H147ZM26 169H27V167H26ZM89 169H90V168H89ZM98 169H99V168H97V170H98ZM118 169H119V168H118ZM128 169H129V168H128ZM138 169H139V168H138ZM138 169H136V170H138ZM140 169H141V168H140ZM140 169H139V170H140ZM149 169L152 170L153 168H149ZM8 170H9V169H8ZM13 170H14V169H13ZM21 170H22V169H21ZM21 170H20V171H21ZM35 170H36V168H35ZM45 170H46V169H45ZM58 170H59V169H58ZM75 170H76V169H75ZM78 170H79V169H77V171H78ZM84 170H85V168H84ZM84 170H83V171H84ZM97 170H96V172H97ZM113 170H114V169H113ZM121 170H122V169H121ZM143 170H144V169H143ZM145 170H146V169H145ZM147 170H148V169H147ZM4 171H5V170H4ZM4 171H3V172H4ZM6 171H7V170H6ZM6 171H5V172H6ZM16 171H17V169H16ZM20 171H19V168H18V174L20 175V177H23V176H21V175H22V173H24V171L22 170V171H21V172H22L21 174L19 173ZM38 171H39V170H38ZM49 171H50V168H49ZM62 171H64V170H62ZM73 171H74V170H72V172H73ZM85 171H86V170H85ZM108 171H109V170H107V172H108ZM115 171H117L116 168H115ZM132 171H133V170H132ZM132 171H131V172H132ZM42 172H43V171H42ZM50 172H51V171H50ZM56 172H58V171H56ZM56 172H55V173H56ZM69 172H70V171H69ZM75 172H76V171H75ZM87 172H89V170L86 171L85 174H86ZM92 172H93V171H92ZM104 172H105V171H104ZM110 172H113V173H114V171H110ZM110 172H109V173H110ZM134 172H136V171H134ZM138 172H139V171H138ZM138 172H136V174H137ZM155 172H156V171H155ZM0 173H1V172H0ZM7 173L10 174V172H7ZM13 173H14V171H13ZM47 173H48V171H47ZM60 173H61V172H60ZM60 173H59L57 176H59ZM62 173H63V172H62ZM62 173H61V174H62ZM98 173H99V172H98ZM98 173H97V174H98ZM105 173H106V172H105ZM118 173H119V172H118ZM126 173H129V172H126ZM4 174H5V173H4ZM9 174H8V175H9ZM39 174H40V172H39ZM39 174H38V175H39ZM65 174H66V173H65ZM72 174H73V173H72ZM72 174H71V175H72ZM79 174H80V173H79ZM89 174H90V173H89ZM106 174H107V173H106ZM131 174H133V172H132ZM249 174H250V173H249ZM5 175H6V174H5ZM26 175H28V174H26ZM26 175H25V176H26ZM49 175H50V173H49ZM55 175H56V174H55ZM62 175H63V174H62ZM76 175H77V172H76ZM90 175H92V174H90ZM90 175H86V177H87V176H90ZM94 175H96V174L94 173ZM98 175H99V174H98ZM117 175H118V174H117ZM117 175H116V176H117ZM121 175H122V174H121ZM121 175H118L117 177H119V176H121ZM126 175H127V174H126ZM243 175H245V174H243ZM243 175H242V176H243ZM2 176L4 177V175H2ZM16 176H18V175L16 174ZM60 176H61V175H60ZM69 176H70V175H69ZM104 176H105V175H104ZM113 176H114V175H113ZM130 176H131V175H130ZM140 176H141V174H140ZM245 176H247V175H245ZM5 177H7V178L9 177V180L7 179V181H10V178H11L10 176H5ZM20 177H19V178H20ZM45 177H46V174H45ZM61 177H62V176H61ZM66 177H67V175H66ZM90 177H93V175L90 176ZM94 177H95V176H94ZM124 177H127V176H123V178H124ZM239 177H240V176H239ZM16 178H17V177H16ZM16 178H15V179H16ZM30 178H33V177L31 176ZM34 178L36 179V176H35ZM34 178H33V179H34ZM63 178H64V175H63ZM72 178H73V177H72ZM78 178H80V176L77 177V179H78ZM105 178H106V177H104V179H105ZM111 178H112V177H111ZM119 178H120V177H119ZM134 178H135V177H134ZM134 178H132V179H134ZM138 178H140V177H138ZM147 178H148V177H147ZM237 178H238V177H237ZM49 179H51V178H49ZM53 179H55V178H53ZM90 179H92V178H90ZM116 179H117V178H116ZM126 179H127V178H126ZM130 179H131V177H130ZM141 179H142V178H141ZM144 179H146V178H144ZM243 179H244V178H243ZM12 180H13V179H12ZM37 180H38V179H37ZM42 180H43V179H42ZM56 180H58V179H56ZM59 180H60V179H59ZM72 180H73V179H71V181H72ZM79 180H80V179H79ZM88 180H89V179H88ZM88 180H87V181H88ZM107 180H108V178H107ZM109 180H110V179H109ZM120 180H121V179H120ZM120 180H119V182H120ZM128 180H129V179H128ZM138 180H139V179H138ZM138 180H137V183H138ZM246 180H247V179H246ZM16 181H17V179H16ZM43 181H44V180H43ZM49 181H50V180H49ZM51 181H53V180L51 179ZM74 181H75V180H74ZM84 181H85V180H84ZM131 181H133V180H131ZM139 181H140V180H139ZM242 181H243V180H242V178H241V181H240V187H238L239 189H244V188H246V186L244 185V184H245L244 181H243V182H242ZM14 182H15V180H14ZM14 182H12V184H13ZM26 182H27V183L30 182L29 184L26 185V187H31V188L35 187V186H34V183H31V181H26ZM32 182H33V181H32ZM57 182H58V181H57ZM72 182H73V181H72ZM88 182H90V180H89ZM102 182H104V181H102ZM106 182H107V181H105V183H106ZM109 182H110V181H109ZM112 182H113V181H112ZM135 182H136V181H135ZM141 182H142V181H141ZM2 183H3V182H2ZM2 183H1V184H2ZM60 183H61L63 186H66V187H67V185H69V186H74V185H70L69 181H67V180H65V179H62V180L60 181ZM60 183L58 182V184H60ZM74 183H75V182H74ZM78 183H79V182H78ZM81 183H82V182H81ZM83 183H84V182H83ZM117 183H118V182H117ZM121 183H122V182H121ZM142 183H143V182H142ZM148 183H149V182H148ZM17 184H18V183H17ZM31 184H32V185H31ZM38 184H40V183H38ZM75 184H76V183H75ZM79 184H80V183H79ZM89 184H90V183H89ZM134 184H135V183H134ZM107 185H111V184L107 183ZM113 185H114V184H113ZM113 185H112V186H113ZM117 185H118V184H117ZM135 185H138V184H135ZM8 186H9V185H8ZM12 186H13V185H12ZM20 186H21V185H20ZM52 186H53V185H52ZM54 186H56V185H54ZM86 186H87V185H86ZM102 186H104V185H101V187H102ZM118 186H119V185H118ZM130 186H131V185H130ZM140 186H141V185H140ZM145 186H148V185L145 184ZM3 187H4V186H3ZM43 187H44V186H43ZM59 187H60V186H58V188H59ZM74 187H75V186H74ZM92 187H93V186H92ZM109 187H110V186H109ZM119 187H120V186H119ZM236 187H237V186H236ZM15 188H16V186H15ZM15 188H14V189H15ZM20 188H21V187H20ZM62 188H64V187H62ZM88 188H90V187H88ZM93 188H94V187H93ZM106 188H107V187H106ZM117 188H118V187H117ZM133 188H135V187H133ZM6 189H8V188H6ZM18 189H19V188H18ZM43 189H44V188H43ZM50 189H51V188H50ZM50 189H49V190H50ZM65 189H66V188H65ZM82 189H83V188H82ZM90 189H91V188H90ZM96 189H97V187H96ZM103 189H104V188H103ZM120 189H121V190H120L121 192L119 191V189H118V192H117V191H115L116 189L112 187V188H110V191L107 192V194L105 193L106 195L101 196V195H100L101 193H100V194L98 193V194L95 195V196L88 197V198H87V199H89L88 201H87V200H84V201L88 204V206H89V204H92V203H93L94 206H106V207H107V206H116L118 203H119V205H120L121 202H123L124 200L126 201V198H129V200L131 199V201L134 200V198H135V201H138V200H137V197H138V194H137V193H138V192H133V191H130V189H125V186H124V191H123L122 188H120ZM147 189H148V187H147ZM11 190H13V188H11ZM16 190H17V189H16ZM55 190H56V189H55ZM83 190H85V189H83ZM98 190H99V189H98ZM138 190H139V187H138ZM138 190H137V191H138ZM141 190H143V189H141ZM141 190H140V191H141ZM149 190H150V189H149ZM2 191H3V190L1 189L0 192H2ZM5 191H6V190H5ZM33 191H34V190L32 189V192H33ZM45 191H46V190H45ZM51 191H52V189H51ZM91 191H92V190H91ZM99 191H100V190H99ZM125 191H126V192H125ZM140 191H139V192H140ZM12 192H15V191H12ZM16 192H17V191H16ZM26 192H27V191H26ZM32 192H30L31 195H33ZM56 192H57V190H56ZM56 192H55V194H56ZM103 192H104V191H103ZM105 192H106V191H105ZM115 192H116V193H115ZM124 192H125V193H124ZM132 192H133V193H132ZM143 192H146V193H147V192H149V191H148V190L145 191V189H144ZM143 192H142V193H143ZM2 193H5V192H2ZM9 193H11V192H9ZM19 193H20V192H19ZM30 193H28V195H27V193H23V194L20 195V197H21L23 200H25L26 203L28 202V204L30 203L29 201L33 200V198H34V197H33V198L31 197ZM57 193H60V192L58 191ZM62 193H63V192H62ZM85 193H86V191H85ZM94 193H95V192H94ZM109 193H112V194H109ZM142 193H141V195H143ZM0 194H1V193H0ZM12 194H13V193H12ZM55 194H54V195H55ZM60 194H61V193H60ZM66 194H68V193H66ZM102 194H103V193H102ZM108 194H109V195H108ZM136 194H137V195H136ZM1 195H2V194H1ZM29 195H30V196H29ZM56 195H57V194H56ZM56 195H55V196H56ZM62 195H65V194H62ZM68 195H69V194H68ZM73 195H74V194H73ZM148 195H149V194H148ZM41 196H42V194H41ZM58 196H59V194L57 195V197H58ZM71 196H72V195H71ZM143 196H144V195H143ZM143 196H141V197H143ZM145 196H146V195H145ZM145 196H144V197H145ZM0 197H1V196H0ZM12 197H13V196H12ZM20 197H19V199H20ZM60 197H61V196H60ZM68 197H70V195H69ZM83 197H84V196H83ZM5 198H6V197H5ZM7 198H8V197H7ZM13 198H14V197H13ZM2 199H3V198H2ZM11 199H12V198H11ZM14 199H16V198H14ZM17 199H18V198H17ZM34 199H35V198H34ZM37 199H38V197H37ZM37 199H36V200H37ZM40 199H42V198H39V200H40ZM45 199H46V198H45ZM48 199H49V198H48ZM54 199H55V198H54ZM59 199H60V198H59ZM67 199H68V198H67ZM83 199H84V198H83ZM3 200H4V199H3ZM43 200H44V199H43ZM43 200H42V201H43ZM57 200H58V199H57ZM70 200H71V199H70ZM81 200H82V198H81ZM5 201H6V200H5ZM7 201H8V200H7ZM10 201H11V200H10ZM10 201H9V202H5V203H6V206H7L9 203H11ZM12 201H14V200H12ZM47 201H48V200H47ZM50 201H52V200H50ZM75 201H76V200H75ZM144 201H145V200H144ZM148 201H149V200H148ZM0 202H1V201H0ZM32 202H33V201H32ZM39 202H41V201H39ZM53 202H54V201H53ZM139 202L141 203V201H139ZM139 202H138V203H139ZM156 202H157V201H156ZM211 202H212V201H211ZM16 203H17V202H16ZM16 203H14V204H16ZM21 203H23V202H21ZM42 203H43V202H42ZM71 203H73V202H71ZM142 203H143V201H142ZM212 203H213V202H212ZM18 204H19V203H18ZM24 204H25V203H24ZM34 204H36V203H34ZM48 204H49V202H48ZM48 204H47V205H48ZM50 204H51V203H50ZM121 204H122V203H121ZM152 204H155V203L153 202ZM157 204H158V203H157ZM209 204H210V201H209ZM226 204H227V203H226ZM230 204H231V203H230ZM1 205H2V204H1ZM4 205H5V204H4ZM19 205H21V204H19ZM150 205H151V204H150ZM227 205H228V204H227ZM17 206H18V205H17ZM22 206H23V204H22ZM24 206H26V205H24ZM74 206H75V205H74ZM139 206H141V205L139 204ZM148 206H149V205H148ZM153 206H154V205H153ZM228 206H229V205H228ZM1 207H2V206H1ZM4 207H5V206H4ZM106 207H105V208H106ZM5 208H6V207H5ZM9 208H10V207H9ZM87 208H88V207H87ZM217 208H218V207H216V209H217ZM98 209H99V208H98ZM223 209H224V208H223ZM223 209H222V210H223ZM225 209H226V208H225ZM2 210H3V209H2ZM5 210H6V209H5ZM9 210H10V209H9ZM74 210H75V209H74ZM76 210H79V208L76 209ZM92 210H93V209H92ZM219 210H220V209H219ZM222 210H221V211H222ZM209 211H210V210H209ZM211 211H212V209H211ZM213 211H215V210H213ZM217 211H218V209H217ZM223 211H225V213H226L228 210H223ZM223 211H222V212H223ZM0 212H1V211H0ZM198 212H199V210H198ZM215 212H216V211H215ZM219 212H220V211H219ZM229 212H230V211H229ZM2 213H4V211H3ZM2 213H0V214H2ZM7 213H8V212H7ZM213 213H214V212H213ZM213 213H211V214H213ZM217 213H218V212H217ZM220 213H221V212H220ZM4 214H6V213H4ZM218 214H219V213H218ZM218 214H217V215H218ZM221 215H222V213H221ZM223 215H224V214H223ZM223 215H222V216H223ZM1 216H3V215H1ZM1 216H0V217H1ZM226 216H227V215H226ZM212 218H213V217H212ZM194 220H195V219H194ZM212 220H213V219H212ZM192 221H193V220H192ZM195 221H196V220H195ZM210 221H211V219H210ZM236 221H237V220H236ZM227 222H228V221H227ZM186 223H187V222H186ZM190 223H191V222H190ZM190 223H189V224H190ZM197 223H198V222H197ZM197 223L195 222V224H197ZM199 225H200V223H199ZM199 225H198V226H199ZM198 226H197V227H198ZM208 226H209V225H208ZM189 227H190V226H188V224H187V228H189ZM195 227H196V226H195ZM190 228H192V227H190ZM200 228H201V227H200ZM203 228H206V227H203ZM235 228H237V227H235ZM192 229H193V228H192ZM220 231H221V230H220ZM207 232H208V231H207ZM209 232H210V231H209ZM215 233H216V232H215ZM215 233H213V235H214ZM247 233H248V232H247ZM193 234H194V232H193ZM193 234H191V235H193ZM219 234H220V233H219ZM194 236H195V235H194ZM194 236H193V237H194ZM202 236H203V235H202ZM214 236H215V235H214ZM217 236H218V234H217ZM233 236H234V235H233ZM190 237H191V236H190ZM199 237H200V236H199ZM184 238H185V237H184ZM191 238H192V237H191ZM218 238H219V237H218ZM218 238H217L216 241L219 240ZM231 238H232V237H231ZM231 238H229V239L231 240ZM187 239H189V237H188V238L186 237V240H187ZM207 239H208V238H207ZM214 239H215V238H214ZM229 239H228V240H229ZM232 239H233V238H232ZM177 240H180V239H177ZM184 240H185V239H184ZM209 240H210V239H209ZM189 241H190V240H189ZM231 241H232V240H231ZM231 241H230V242H231ZM183 242H185V241H183ZM187 242H188V241H187ZM187 242H186V243H187ZM191 242H192V244H193L194 241L191 240ZM230 242H229V243H230ZM176 243H177V242H176ZM178 243H179V242H178ZM222 243H223V242H222ZM190 244H191V243H190ZM192 244H191V245H192ZM195 244H196V245H195ZM195 244H194V245L197 246V243H196V242H195ZM191 245H190V246H191ZM186 246H187V245H186ZM195 246H194V247H195ZM216 249H217V248H216ZM222 249H223V248H222ZM219 250H220V249H219ZM212 252H213V251H212ZM176 253H177V252H176ZM210 253H211V252H210ZM177 254H178V253H177ZM180 254H181V253H180ZM209 255H210V254H209ZM211 255H212V253H211ZM213 255H214V253H213ZM180 256L182 257L183 255H180ZM215 256H217V255H215ZM218 256H219V251H218ZM167 257H168V256H167ZM212 257H213V256H212ZM192 258H193V257H192ZM203 258H204V257H203ZM178 259H179V258H178ZM207 259H209V257H207ZM207 259H204V260H207ZM211 259H212V258H211ZM211 259H210V260H211ZM213 259L215 260L214 257H213ZM156 260H157V259H156ZM165 260L167 261V259H165ZM176 260H177V259H176ZM176 260H174V261H176ZM169 261H171V260L169 259ZM184 261H185V260H184ZM189 261H190V259H189ZM211 261H212V260H211ZM211 261H209V262H211ZM206 262H207V261H206ZM209 262H208V263H209ZM213 262H214V261H213ZM184 263H186V262H184ZM189 264H190V262H189ZM192 264H196V261H195L194 263H192ZM202 264H203V263H202ZM204 264H205V262H204Z\"/></svg>",
    "mask_w": 264,
    "mask_h": 264
}]
</instances>
